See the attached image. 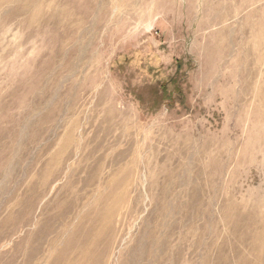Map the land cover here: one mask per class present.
Returning a JSON list of instances; mask_svg holds the SVG:
<instances>
[{"label":"rangeland","instance_id":"1","mask_svg":"<svg viewBox=\"0 0 264 264\" xmlns=\"http://www.w3.org/2000/svg\"><path fill=\"white\" fill-rule=\"evenodd\" d=\"M23 261L264 264V0H0Z\"/></svg>","mask_w":264,"mask_h":264},{"label":"trees","instance_id":"2","mask_svg":"<svg viewBox=\"0 0 264 264\" xmlns=\"http://www.w3.org/2000/svg\"><path fill=\"white\" fill-rule=\"evenodd\" d=\"M171 85H173V84H171ZM169 93H170V92L167 90V88L164 87V89H163V94H164V96L167 97V95H169ZM170 96H171V94H170ZM170 96H169V97H170Z\"/></svg>","mask_w":264,"mask_h":264},{"label":"bare ground","instance_id":"3","mask_svg":"<svg viewBox=\"0 0 264 264\" xmlns=\"http://www.w3.org/2000/svg\"><path fill=\"white\" fill-rule=\"evenodd\" d=\"M34 257H35V256H34ZM37 262H38V261H37ZM37 262H36V263H37ZM23 264H27V261H23Z\"/></svg>","mask_w":264,"mask_h":264}]
</instances>
